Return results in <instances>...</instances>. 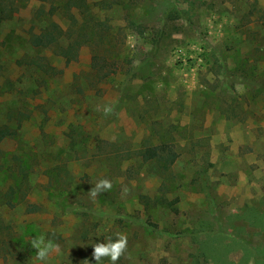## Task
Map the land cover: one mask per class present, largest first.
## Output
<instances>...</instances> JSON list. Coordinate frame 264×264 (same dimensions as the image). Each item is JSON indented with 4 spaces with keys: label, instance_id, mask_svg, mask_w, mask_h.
Instances as JSON below:
<instances>
[{
    "label": "rangeland",
    "instance_id": "1",
    "mask_svg": "<svg viewBox=\"0 0 264 264\" xmlns=\"http://www.w3.org/2000/svg\"><path fill=\"white\" fill-rule=\"evenodd\" d=\"M16 1L19 11L0 21V124L8 115L11 126L17 118L22 122L16 139H5L0 148L6 166L18 159L30 172L22 185L25 199L14 208L0 204V264H95L92 243L115 239L117 232L127 235L128 248L116 264H193L199 252L194 234L205 230L222 231L226 239L242 230L247 244L260 248L264 0H168L164 10L185 15L169 22V29L180 31L158 46L145 28L161 24L164 0H88L94 17L120 32V67L106 80L93 78L86 46L79 47L76 61L32 49L27 31L45 22V16H33L41 2ZM45 9L66 26L64 16ZM134 23L145 33H137ZM38 55L56 68L55 75L25 65ZM223 65L246 74L255 89H224ZM98 140L110 147V159L98 154ZM144 140L173 146L166 190L139 152ZM55 164L66 181L52 180ZM101 178L112 188L93 198L88 191ZM10 185L7 173H0V202ZM160 196L177 198L178 213L155 205ZM28 204L36 210L28 212ZM80 204L89 209L86 216L75 213ZM252 216L263 220L253 225ZM40 237L60 246L44 262L31 247ZM242 256L241 249L228 254L236 264Z\"/></svg>",
    "mask_w": 264,
    "mask_h": 264
},
{
    "label": "trees",
    "instance_id": "2",
    "mask_svg": "<svg viewBox=\"0 0 264 264\" xmlns=\"http://www.w3.org/2000/svg\"><path fill=\"white\" fill-rule=\"evenodd\" d=\"M41 2L38 10L33 14L36 19H39L42 15L45 16V22L43 25L34 29V26L30 27L27 31V44L34 50H48L56 57L66 61H76L79 55V47L86 46L91 50L90 70L93 78L99 80H106L117 74L120 67V61L118 57V47L120 46V32H112L102 21L97 20L91 13L90 3L88 0H37ZM168 0L161 2L162 20L158 26L151 28H145L146 37L150 43L154 46H158L162 39L179 33L180 28L174 27L169 29V22H173L178 18H183L184 11L178 9L164 10L165 3ZM20 5V4H19ZM18 5L16 0H0V21L10 20L14 16L21 6ZM53 11L54 13H60L67 19L66 26H61L59 23L52 20L47 14L46 9ZM261 21L264 20V16H260ZM264 26V22L262 23ZM137 33L144 34L142 26L140 24H133L132 26ZM78 44V45H77ZM26 66L36 68V71L46 76L55 75L56 68L52 66L46 57L36 56L28 58ZM222 69L221 75L223 80L221 82L224 89H234V85H241L247 87L250 90L255 89L257 86L252 82L246 74H240L238 72H228V69L223 65L219 66ZM226 76V77H225ZM228 77V78H227ZM233 112V111H231ZM223 113V112H222ZM227 118L229 116L225 115ZM4 123L0 124V144L5 139H16L18 136V130L21 127V119L17 118L14 126L10 125L11 116ZM109 146H103L98 140L96 150L98 154H105ZM112 152V150H111ZM139 152H141L145 162L150 164L161 177L162 190H166L169 187L167 176L174 164L173 146L168 141H158L152 143L150 140H144ZM128 153V152H127ZM108 159L109 154H105ZM115 157L120 159L129 158V155L125 156L118 152H113ZM6 158L3 151L0 148V173H7V176L11 179L12 185H10L5 193L1 195L0 204L7 208H14L17 202L25 199L24 189L22 185L28 182L27 169L28 165H23L22 161L14 159V163L10 166H6ZM52 168V179L56 183L66 181L62 178L61 169H58V164ZM57 167V168H56ZM54 172V173H53ZM20 175V176H19ZM14 201V202H13ZM155 205L168 208L174 214L178 213L176 208L177 198L166 199L163 196L157 197ZM30 209L28 212L36 210V205L28 204ZM35 208V210H33ZM75 213L86 216L89 209L86 205L80 204L79 207H74ZM242 217V216H241ZM263 220V216H252L250 223L258 225ZM253 224V225H254ZM263 229V227H262ZM237 235L231 238H225L222 231L212 232L206 231L202 234H194L196 241L198 242L199 252L194 257L193 264H203L199 258H203V262L211 260L212 264H236L228 258V254L235 249L242 250V259L238 264H243L248 257L255 258L254 264H264V243L260 248H254L240 236L243 231L238 230Z\"/></svg>",
    "mask_w": 264,
    "mask_h": 264
},
{
    "label": "clouds",
    "instance_id": "3",
    "mask_svg": "<svg viewBox=\"0 0 264 264\" xmlns=\"http://www.w3.org/2000/svg\"><path fill=\"white\" fill-rule=\"evenodd\" d=\"M111 109H105V113ZM112 182L107 178L98 179L92 188L88 191L89 195L93 198L101 195L102 193L110 191ZM128 188H122V193L127 194ZM31 247L36 250V259L44 262L48 259L53 251L59 250V244L54 243L52 240H46L43 237L33 238ZM128 248V237L126 234L117 232L116 238L108 237L103 241L92 243V259L95 264H101L102 261L107 260L108 264H116L122 256L125 255Z\"/></svg>",
    "mask_w": 264,
    "mask_h": 264
}]
</instances>
